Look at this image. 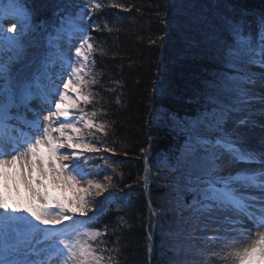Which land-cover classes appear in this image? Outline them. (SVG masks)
I'll return each instance as SVG.
<instances>
[{
    "label": "trees",
    "instance_id": "trees-1",
    "mask_svg": "<svg viewBox=\"0 0 264 264\" xmlns=\"http://www.w3.org/2000/svg\"><path fill=\"white\" fill-rule=\"evenodd\" d=\"M93 2L102 7L92 11L89 0H0V8L16 10L26 20L8 37L5 64L12 66L17 83L30 85L66 26L90 37L94 46L81 89L91 102L80 100L72 115L87 113L103 125L85 137L98 151H86L77 164L108 191L101 196L93 191L89 217L73 216V223L99 231L96 246L107 249L114 264H207L199 256H178L181 251L173 246L178 241L169 238L182 230L175 223V199L201 198L206 170L191 173L185 164L183 178L193 185L179 191L180 172L173 169L185 153L200 162L207 158L203 121L216 103H232V94L213 87L220 88L221 78L232 71L226 66L231 24L239 21L258 38L264 0ZM81 13H87L83 20ZM212 132L208 140L217 135ZM190 143L195 148L187 153L184 146Z\"/></svg>",
    "mask_w": 264,
    "mask_h": 264
},
{
    "label": "snow or ice",
    "instance_id": "snow-or-ice-1",
    "mask_svg": "<svg viewBox=\"0 0 264 264\" xmlns=\"http://www.w3.org/2000/svg\"><path fill=\"white\" fill-rule=\"evenodd\" d=\"M89 5L92 11L102 7L93 0H89ZM86 15L81 13L79 19L83 20ZM10 31H16L15 25ZM231 33L226 66L232 71L224 74L223 88L232 94V103L222 105L218 119L209 125L217 135L205 141L210 146L213 159L205 173L206 187L198 193L201 197L198 203L202 208L231 213L242 225L251 223L252 228L264 229V150L244 147L240 135L225 130L234 114H243L239 124L250 123L255 114V102L262 105L260 112L264 114V92H257V88L264 90V15L258 22V38L247 32L239 21L231 24ZM82 39L84 43L75 48L77 65L69 64L66 73L69 78L66 81L62 79L61 85L57 86L63 90L50 93L51 99H44V103L54 106V110L49 108L43 122L37 114L32 125L33 133L23 139L13 137L7 131V122L14 118L11 114L13 108L21 104L26 106L34 97L27 84L17 83L10 64L0 65V80H3L0 86V124L5 129L0 133V211L5 214V220L20 218L10 213L27 214L43 225V229L32 225V238L21 240L12 248L21 258L5 259L0 264H114L112 257L105 255L107 249L96 246L95 242L101 235L99 231L75 230L68 235L54 231L73 216H85L93 210L88 199L93 190L95 196L108 191L107 185L94 180H89L87 187H77L83 177L78 171L79 165L74 162L81 158L83 151L76 149L98 151L92 144L80 142L81 129L70 119L80 100L86 104L91 102V97L81 89L86 84V62L94 46L87 35ZM69 92L75 93L76 98L73 99ZM87 115L81 112L79 122L88 129L103 130V125H95L93 120L86 119ZM95 115V112L91 113V116ZM62 148L72 151L62 154ZM225 157L229 167L237 164L248 167L238 169L234 174L222 175L224 165L216 162L223 161ZM68 161L73 163H66ZM73 171L76 175L72 174ZM55 189L62 191L57 195ZM69 189L75 195L65 196L64 190ZM53 207L59 211L52 212ZM252 228L234 229L236 238L219 258L231 259L233 264H264V231H257L253 236ZM51 237L57 238L55 246H50L47 251L38 247Z\"/></svg>",
    "mask_w": 264,
    "mask_h": 264
},
{
    "label": "rangeland",
    "instance_id": "rangeland-1",
    "mask_svg": "<svg viewBox=\"0 0 264 264\" xmlns=\"http://www.w3.org/2000/svg\"><path fill=\"white\" fill-rule=\"evenodd\" d=\"M257 15H259L258 12H255ZM9 17V20L7 19ZM3 24H8V26L2 27ZM24 24V21L22 18H20L17 14L15 15V12L11 11H0V65H3L7 63L9 57H10V49L8 48V42H6V35L8 34V31L13 28L15 25L16 31L12 33H18L20 31L22 25ZM54 44L51 45L54 53L51 57V62L48 63L45 68L43 69L40 76L37 78L35 83L31 86V94L38 93V90H40L42 93L47 94L49 97L48 99H51L50 93L55 92L57 90L62 89L60 87L59 89L57 86L61 85L62 79L64 80L65 77L67 79L69 78L66 73L68 72L69 64L71 63L73 66L77 63V58L75 56V48L79 47L83 43L82 36L75 33L70 27H66L65 30L56 37V39L53 41ZM86 50V45L84 46ZM9 49V50H8ZM2 81L0 80V86H2ZM220 80H218L219 83ZM223 78H221V82L217 85H213V87H216V90H222V93H224L223 88ZM212 87V88H213ZM257 92H264V90L257 88ZM72 95H75V93L69 92ZM231 95V93H230ZM34 96V95H33ZM76 98V97H75ZM215 104V103H214ZM224 105L222 102L221 104L216 103L212 109L211 112L207 118L204 119L205 129L203 130L204 133H201L203 139H207L213 134V130L209 128L210 124H214L216 120L219 117V108ZM38 110L41 113H32L30 116H23L22 113V104L18 108H13L11 110V114L14 117L9 122L11 125L15 126L19 124L18 119H22L25 117H28L25 121H27L30 125H33V122L36 120L37 114H39L40 121L43 122V117L48 114V110L51 107V110H54V106H50L48 104L46 105H38ZM262 105L259 104V102H255L253 106V110L255 111L254 115H252L251 122L248 124L241 125L238 123V120L243 116V114H234V119L230 121L227 125L225 130L229 133H237L240 135L244 141V147L247 148V145H251V143H257L256 145H264V141H256L254 140V137L257 135L256 129H258L254 123H257L258 121H263L264 114H258L261 113ZM258 111V112H256ZM215 113V115L213 114ZM81 113L73 114L72 116L75 118L72 120V122L76 123V126L81 129V138L80 142L87 143L85 140L87 133L92 130L85 127L84 123L79 122L78 116ZM71 116V117H72ZM215 116V117H214ZM86 119H88L86 117ZM58 126V125H54ZM96 129V128H93ZM259 130V129H258ZM34 131L30 130V133L32 134ZM54 136H57L58 133H53ZM195 139H192L191 142H193ZM89 144V143H88ZM253 145V144H252ZM200 147V145H198ZM206 144L203 143L202 149H207ZM184 148H186L188 151L191 150V152L194 151L195 146L190 144H185ZM252 150V148H251ZM62 154L71 152L72 149L68 148H62L61 150ZM76 151H83V155L78 160V162L82 163L84 162L86 156V150L82 149H76ZM192 156H187L185 153L183 157L179 158L177 161L176 167L173 169L174 171L180 172V174H176V179H178L179 184L177 185V189L179 191H183L184 187L193 185L191 181H188L187 179L183 178V170L185 168V164L188 165V168L190 169L191 173H203L207 168L210 166V163L212 162V153L211 149L209 154L207 155V158L204 160H201L203 162H200L199 157L195 154H191ZM202 158V156H201ZM187 159V161H185ZM227 158L223 161H217L216 163L218 165H224L221 169L222 175H227L229 172L235 173L238 169L248 167L247 165L243 164H237L232 166H227L226 164ZM70 163V161L66 162ZM73 163V162H72ZM76 163V161H75ZM257 165H252V167H256ZM205 169L204 171H202ZM79 171V170H78ZM80 172V171H79ZM206 172H204L205 174ZM73 175H76V171H73ZM81 176L83 177L81 179V182L77 187H87V182L89 179L85 175V173H81ZM148 175V172L146 173ZM145 175V181H148V176ZM80 179V177H77ZM200 179V178H197ZM57 195L60 194L62 191L61 189H55L54 190ZM94 191V190H93ZM65 196H73L75 193L72 190H64ZM201 198H192L191 201L186 202L183 197H180L179 195L175 199V223L178 222L180 224V227L182 230H179L173 234L169 235L170 240L178 241L177 243H173L174 245H177V249L181 251L178 256H184V259L187 257H193V256H199L202 257L204 262L207 264H233L231 259L229 260H222L219 257L224 255L228 251V245H230L234 239L236 238V232L233 231L237 228H243L248 227L252 228L251 223L242 225L238 220H235L231 213H226L224 211L217 210L215 208L213 209H207L202 208L201 204L198 203V200ZM67 202V201H65ZM52 212L59 211L55 207L51 209ZM14 216H19L20 218L14 221L11 220H5L4 216L5 214L0 211V244L4 242L6 246L2 248L3 251L7 252L5 255V258L8 256L11 257H18L15 252L12 251V248L14 246L18 245V242L24 239H31L32 238V231L31 227L32 225H37L39 228L43 229V225H39L37 221L33 220L30 216L27 214H9ZM71 215V214H69ZM72 219L65 221L63 224H60L57 226V228L54 231H57L59 233H62L64 235H68L73 233L76 228L71 227ZM230 228V229H229ZM78 230V229H77ZM84 231V230H80ZM257 231H264V229H255L252 228L251 235H255ZM63 238V237H61ZM212 238V239H210ZM251 241H247L246 243H250ZM58 243L56 237H51L48 240L43 241L38 247H40L42 250L47 251L50 246H55ZM172 246V247H173ZM187 252L185 254L184 252ZM169 260V259H168Z\"/></svg>",
    "mask_w": 264,
    "mask_h": 264
},
{
    "label": "bare ground",
    "instance_id": "bare-ground-1",
    "mask_svg": "<svg viewBox=\"0 0 264 264\" xmlns=\"http://www.w3.org/2000/svg\"><path fill=\"white\" fill-rule=\"evenodd\" d=\"M42 96H44V97H46L47 95L46 94H41ZM34 105L35 104H27L25 107L26 108H28V110H31V109H33V107H34ZM33 111V110H32ZM255 112V111H254ZM256 112H258V111H256ZM258 114H260L261 115V113H259L258 112ZM235 118V117H234ZM233 118V119H234ZM251 119H252V117H251ZM263 121H258L257 123H254V125L259 129H256L257 131H256V133H257V135L254 137V140H256V141H264V118L262 119ZM8 123V122H7ZM9 125V124H8ZM31 128H33V127H31ZM31 128H29V124H27L26 122L25 123H22L21 124V126H20V129H16V128H14V127H10V125H9V128L7 129V131L8 132H10L11 134H12V136L13 137H22V138H25L26 136L28 137V135L27 134H29V129H31ZM3 131H5V129L3 128V125L2 124H0V133H2ZM253 144V145H252ZM257 144V143H256ZM255 143H251V145L249 146V145H247V148L248 149H251L252 148V150H256V151H261V150H264V145L262 144V145H260V146H258V145H256ZM230 229V228H229ZM7 252H5V251H3V250H1L0 249V255H5ZM15 259H19V258H15Z\"/></svg>",
    "mask_w": 264,
    "mask_h": 264
}]
</instances>
